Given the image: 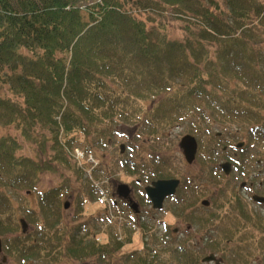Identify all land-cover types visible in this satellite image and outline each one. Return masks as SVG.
Wrapping results in <instances>:
<instances>
[{
  "label": "trees",
  "instance_id": "16d2710c",
  "mask_svg": "<svg viewBox=\"0 0 264 264\" xmlns=\"http://www.w3.org/2000/svg\"><path fill=\"white\" fill-rule=\"evenodd\" d=\"M209 1L208 6L204 0H0V90L5 85L18 97L0 95V123L16 125L37 147L36 159L22 156L17 138L0 135L1 235L20 229L3 188L34 190L45 172L70 182L59 165L79 173L78 162L70 151L67 155L61 135L69 145L75 131L89 137L99 122L132 107V96L157 98L149 110L153 132L186 118L199 125L241 121L251 127V142L264 147V60L246 37L254 26L264 27V0H225L223 7L218 0ZM154 4L185 19V40L168 39L165 33L152 36L133 7ZM210 42L219 45L216 57ZM176 77L187 79L184 88H178ZM112 80L122 82L129 93H118ZM235 164L245 169L249 162ZM156 167L155 179L172 177L166 166ZM63 191L57 186L42 192L40 210L28 211L33 223L42 222L40 229L5 241L16 264L111 259L124 245L87 240L78 226L57 232ZM235 208L246 217L240 200ZM183 250L184 264L200 263Z\"/></svg>",
  "mask_w": 264,
  "mask_h": 264
},
{
  "label": "rangeland",
  "instance_id": "374dc122",
  "mask_svg": "<svg viewBox=\"0 0 264 264\" xmlns=\"http://www.w3.org/2000/svg\"><path fill=\"white\" fill-rule=\"evenodd\" d=\"M204 1L209 6L210 1ZM218 1L223 7L225 0ZM133 11L146 21L154 38L159 33H165L171 40H185L189 36L183 28L185 19L176 16L166 5L133 7ZM197 24L193 28L199 31ZM246 37L255 43L264 60V27L254 26V31L246 32ZM208 45L216 57L219 45L214 42ZM175 83L182 89L187 79L176 77ZM111 85L118 93H129L122 82L112 80ZM0 95L18 98L5 85ZM156 99L132 96V107L124 114L99 122L89 137L75 131L70 145L61 135L72 161H78L75 151L81 157L82 151L90 153L84 159L94 163V169L76 163L78 173L61 164L60 172L69 177L68 183L57 174L45 172L39 176L34 190L3 188L12 199L14 216L19 223L21 218L28 223V232L23 233L20 223L18 231L0 233L3 241L0 264H16L15 257L5 250V241L42 227V222L33 223L28 211L40 210L41 193L57 186H62L65 193L60 197L62 222L57 232L78 226L80 235L87 233V240L111 246H116V241H124L111 259H63L57 264H144L142 259L150 264H184L181 253L185 247L200 260L199 264H216L203 261L210 254L219 264H264V203L252 198L254 194L264 195V147L251 142V127L241 121L199 125L193 118H186L153 132L149 110L155 106ZM185 134H192L198 140L193 163L186 161L179 146ZM0 135L18 139L22 144L19 155L37 158L36 145L26 141L16 125L0 123ZM241 141L244 145L238 148L237 143ZM85 160L79 163L85 165ZM225 161L232 162L228 174L220 165ZM240 161L249 164L241 169L235 164ZM160 164L172 173L170 178H177L180 183L175 194L165 199L163 208L155 209L144 187L158 180L154 178V171ZM119 183H126L132 189L131 196L140 205L138 213L116 193ZM203 199L210 201L208 207L202 205ZM237 200L242 202L246 217L235 208ZM65 202L69 203L68 208H64ZM201 218H209V222L200 223ZM231 232L232 237L227 238L225 233L231 235Z\"/></svg>",
  "mask_w": 264,
  "mask_h": 264
},
{
  "label": "water",
  "instance_id": "95a60500",
  "mask_svg": "<svg viewBox=\"0 0 264 264\" xmlns=\"http://www.w3.org/2000/svg\"><path fill=\"white\" fill-rule=\"evenodd\" d=\"M244 142H239L237 147H242ZM180 148L183 151L185 159L188 163H193L196 158L198 152V141L196 137L192 134L184 135L179 143ZM123 149V146H122ZM221 168L224 170L226 174L230 173L232 170V163L226 161L221 164ZM180 183V180L177 178H170V179H158L153 181L150 185L145 187L146 193L152 202V206L155 209H161L163 207L164 200L170 196L174 195L176 189ZM117 193L118 196L121 198L126 199L129 202L130 208L138 213L139 212V204L134 201L131 196L132 189L126 183H119L117 185ZM253 199L258 203H264V196L261 195H253ZM202 204L208 206L210 201L205 199L202 201ZM69 203H65V208H68ZM20 223L22 226V230L24 233L28 231V223L24 219H20ZM3 251V241L0 236V253ZM5 260V258H4ZM204 262H211L214 261L216 264H219V260L213 255L210 254L203 258Z\"/></svg>",
  "mask_w": 264,
  "mask_h": 264
},
{
  "label": "built area",
  "instance_id": "2783aa9c",
  "mask_svg": "<svg viewBox=\"0 0 264 264\" xmlns=\"http://www.w3.org/2000/svg\"><path fill=\"white\" fill-rule=\"evenodd\" d=\"M75 153L77 154V158H78V160L81 158V159H83L84 158V155H83V153L81 154L82 155V157L79 155V151H75ZM80 159V160H81Z\"/></svg>",
  "mask_w": 264,
  "mask_h": 264
},
{
  "label": "bare ground",
  "instance_id": "6f19581e",
  "mask_svg": "<svg viewBox=\"0 0 264 264\" xmlns=\"http://www.w3.org/2000/svg\"><path fill=\"white\" fill-rule=\"evenodd\" d=\"M84 153V156L86 155V153L84 151H82ZM87 157V155H86ZM88 158V157H87ZM144 190H145V187H144ZM145 193H146V190H145ZM147 196V195H146ZM66 203V202H65ZM65 203H64V208H65ZM139 209H140V205H139Z\"/></svg>",
  "mask_w": 264,
  "mask_h": 264
},
{
  "label": "flooded vegetation",
  "instance_id": "af4514ba",
  "mask_svg": "<svg viewBox=\"0 0 264 264\" xmlns=\"http://www.w3.org/2000/svg\"><path fill=\"white\" fill-rule=\"evenodd\" d=\"M126 202V201H125Z\"/></svg>",
  "mask_w": 264,
  "mask_h": 264
}]
</instances>
